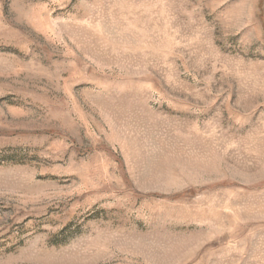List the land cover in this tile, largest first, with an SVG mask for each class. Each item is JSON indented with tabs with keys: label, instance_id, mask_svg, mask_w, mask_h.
<instances>
[{
	"label": "rangeland",
	"instance_id": "374dc122",
	"mask_svg": "<svg viewBox=\"0 0 264 264\" xmlns=\"http://www.w3.org/2000/svg\"><path fill=\"white\" fill-rule=\"evenodd\" d=\"M0 264H264V0H0Z\"/></svg>",
	"mask_w": 264,
	"mask_h": 264
}]
</instances>
